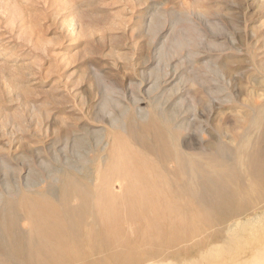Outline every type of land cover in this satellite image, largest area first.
Here are the masks:
<instances>
[{
	"label": "rangeland",
	"instance_id": "rangeland-1",
	"mask_svg": "<svg viewBox=\"0 0 264 264\" xmlns=\"http://www.w3.org/2000/svg\"><path fill=\"white\" fill-rule=\"evenodd\" d=\"M253 152L264 0H0V264H208L259 226Z\"/></svg>",
	"mask_w": 264,
	"mask_h": 264
},
{
	"label": "bare ground",
	"instance_id": "bare-ground-1",
	"mask_svg": "<svg viewBox=\"0 0 264 264\" xmlns=\"http://www.w3.org/2000/svg\"><path fill=\"white\" fill-rule=\"evenodd\" d=\"M69 45H71V44L69 43L67 45V47ZM158 138L163 140V133L159 132ZM161 145L164 146V144H161ZM162 146L159 147L161 149V151L163 150L161 148ZM142 147H144V146H142ZM147 147H149V146H147ZM247 158L249 160L248 167H249L250 171L253 174L260 175L261 177L264 178V161L262 159V155L259 152H257V153L253 152L251 154H248ZM28 183H30V182H28ZM205 185H206V189H205L204 193H202V195H201V197L204 199V201H207L209 199V195H208L209 190H213V188L222 187L221 185L214 183L213 181L212 182L207 181L205 183ZM102 198H103L102 193H100L98 195V202H97V203H100V205L103 202ZM6 201H8V200H6ZM88 203H89V200H88ZM35 208H33V209H35ZM29 209H31V208H29ZM86 209H87V207H86ZM88 209H89V207H88ZM50 210L52 212H55L53 209H50ZM41 211H43V210L41 209ZM86 211H88V210H86ZM5 212H8V210ZM12 213H13V211L9 212V214H12ZM71 213H69V214H71ZM20 214H21V212L18 213V217ZM42 215H44V212L42 213ZM6 216H7L6 213H3L0 215V236H2L3 238H4V236H6V232H5V228H4L5 221L7 220ZM50 217H53V219L52 220H50V219L46 220V219H44V216H42L41 218L39 217L40 221H38V223L36 224L37 227H36L35 232H36V234H39L41 236L40 238H37L34 236V234H33L34 230H30V234L27 236L26 231H24V230L19 231L18 227L17 228L11 227V229H10L11 232H9V234L11 235L9 248H11L13 251L24 250L25 248H27L26 247L27 245L24 244L25 241L26 242L41 241L42 239L44 240L45 236L49 237L50 239H52L55 242L61 243L63 241L64 234H66L65 233L66 229H65L64 220L60 217H57L56 215H53ZM253 221H255V224H257V225L259 224V226L252 229V231H250V235L252 237L251 239L247 238V242H244L243 246H242V244L238 245V242L240 239L239 233L236 230L231 231L229 234L230 243L228 245H226V250L222 251L225 247V246H222L219 249V251H217L216 254L211 255V257L209 259L210 262L208 264H264V213L260 216L257 215ZM245 231H247V230H245ZM43 244H45V243H43ZM232 245H234V247ZM1 249H3V245L0 241V251H1ZM50 256H52V255H50ZM152 264H166V263L161 262V263H152Z\"/></svg>",
	"mask_w": 264,
	"mask_h": 264
}]
</instances>
